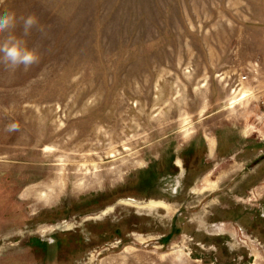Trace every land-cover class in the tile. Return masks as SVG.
<instances>
[{
  "label": "rangeland",
  "instance_id": "rangeland-1",
  "mask_svg": "<svg viewBox=\"0 0 264 264\" xmlns=\"http://www.w3.org/2000/svg\"><path fill=\"white\" fill-rule=\"evenodd\" d=\"M7 12L43 33L0 54V264H264V0Z\"/></svg>",
  "mask_w": 264,
  "mask_h": 264
},
{
  "label": "clouds",
  "instance_id": "clouds-1",
  "mask_svg": "<svg viewBox=\"0 0 264 264\" xmlns=\"http://www.w3.org/2000/svg\"><path fill=\"white\" fill-rule=\"evenodd\" d=\"M18 24L22 25L23 37L29 36L33 29L43 33V28L39 26L34 15L17 18L15 12L4 13L0 15V34H5L0 40V54L14 70L22 66L24 71H28L34 64L39 63L40 57L34 48L27 46L23 37L15 34ZM17 127L13 124L8 130H15Z\"/></svg>",
  "mask_w": 264,
  "mask_h": 264
},
{
  "label": "flooded vegetation",
  "instance_id": "flooded-vegetation-1",
  "mask_svg": "<svg viewBox=\"0 0 264 264\" xmlns=\"http://www.w3.org/2000/svg\"><path fill=\"white\" fill-rule=\"evenodd\" d=\"M262 200L264 201V199H262ZM263 205H264V203H263ZM263 209H264V207L261 208L262 212H263ZM261 217L264 219V213H263V215H260V218H261Z\"/></svg>",
  "mask_w": 264,
  "mask_h": 264
}]
</instances>
